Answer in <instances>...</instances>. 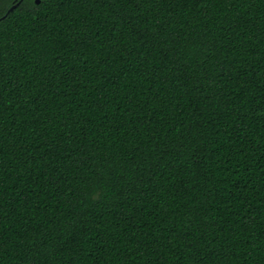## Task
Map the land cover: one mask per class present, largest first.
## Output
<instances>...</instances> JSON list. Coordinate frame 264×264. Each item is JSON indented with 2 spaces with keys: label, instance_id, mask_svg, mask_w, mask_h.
I'll return each instance as SVG.
<instances>
[{
  "label": "trees",
  "instance_id": "1",
  "mask_svg": "<svg viewBox=\"0 0 264 264\" xmlns=\"http://www.w3.org/2000/svg\"><path fill=\"white\" fill-rule=\"evenodd\" d=\"M15 3L0 264H264V0Z\"/></svg>",
  "mask_w": 264,
  "mask_h": 264
},
{
  "label": "snow or ice",
  "instance_id": "2",
  "mask_svg": "<svg viewBox=\"0 0 264 264\" xmlns=\"http://www.w3.org/2000/svg\"><path fill=\"white\" fill-rule=\"evenodd\" d=\"M17 7L18 5L15 3V0H0V12L11 13ZM93 195L96 202H103L107 196V191L105 187L99 186Z\"/></svg>",
  "mask_w": 264,
  "mask_h": 264
},
{
  "label": "water",
  "instance_id": "3",
  "mask_svg": "<svg viewBox=\"0 0 264 264\" xmlns=\"http://www.w3.org/2000/svg\"><path fill=\"white\" fill-rule=\"evenodd\" d=\"M39 2H40V0H35V3H36V4H39Z\"/></svg>",
  "mask_w": 264,
  "mask_h": 264
}]
</instances>
